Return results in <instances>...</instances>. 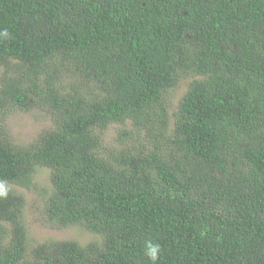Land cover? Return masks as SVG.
Here are the masks:
<instances>
[{
	"label": "trees",
	"instance_id": "16d2710c",
	"mask_svg": "<svg viewBox=\"0 0 264 264\" xmlns=\"http://www.w3.org/2000/svg\"><path fill=\"white\" fill-rule=\"evenodd\" d=\"M2 29L0 111L50 124L0 125V264H264V0H0ZM12 186L99 239L32 242Z\"/></svg>",
	"mask_w": 264,
	"mask_h": 264
},
{
	"label": "rangeland",
	"instance_id": "374dc122",
	"mask_svg": "<svg viewBox=\"0 0 264 264\" xmlns=\"http://www.w3.org/2000/svg\"><path fill=\"white\" fill-rule=\"evenodd\" d=\"M3 70L0 69V82ZM189 79L182 80L176 88L168 93V101L170 102V110L173 112L182 96L188 89ZM50 124L48 115L39 109L28 112L23 110H13L6 115L0 111V125L6 126L9 136L13 144L21 146H29L34 142L40 133ZM118 126H112L106 132L104 144L110 146L115 143L118 137ZM38 181L41 185H49V173L41 170L38 175ZM13 189L23 194L26 198L27 205L25 210V221L29 233V237L34 243H42L57 240H74L81 244H88L97 241L99 237L91 234L84 229L73 226L70 228H55L44 219L42 209L43 202L41 196L36 191H29L12 186Z\"/></svg>",
	"mask_w": 264,
	"mask_h": 264
},
{
	"label": "clouds",
	"instance_id": "9594fccd",
	"mask_svg": "<svg viewBox=\"0 0 264 264\" xmlns=\"http://www.w3.org/2000/svg\"><path fill=\"white\" fill-rule=\"evenodd\" d=\"M10 33L7 29L0 30V38H8ZM9 194V188L6 183L0 182V198H6ZM144 252L152 264H157L161 254V246L158 243L147 241L144 245Z\"/></svg>",
	"mask_w": 264,
	"mask_h": 264
}]
</instances>
